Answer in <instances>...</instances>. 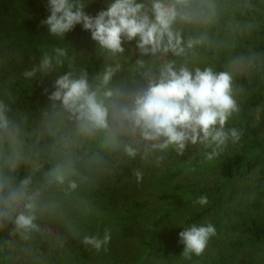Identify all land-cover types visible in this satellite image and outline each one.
<instances>
[{"label": "clouds", "instance_id": "9594fccd", "mask_svg": "<svg viewBox=\"0 0 264 264\" xmlns=\"http://www.w3.org/2000/svg\"><path fill=\"white\" fill-rule=\"evenodd\" d=\"M85 7L84 0H49L50 15L41 22L55 37H64L81 25L102 52L115 61L91 80L86 71L79 75L69 71L55 79L54 90L48 95L53 114L70 121L77 137H100L103 146L122 150L130 160H147L170 150L183 155L189 143L211 149L206 153L211 160L230 139H240L237 129L225 130L229 118L238 111L232 96V77L227 72L177 68L174 61L154 68L141 58L136 60L137 69L142 70L139 80L114 83L121 71L118 58L126 52V42H135L140 57L169 53L181 56L186 47L192 49L201 43L189 39L185 47L181 32L174 27L177 21L191 23L197 19L194 0H113L95 17L87 14ZM54 52L57 63L67 55L62 48ZM52 68L53 57L45 53L38 69L25 72V76L32 77L37 71L48 73ZM8 111L0 103V219L14 216L17 228L27 231L37 228L35 213L42 192L33 190L32 175L16 180L18 169L30 161L24 154L21 131ZM163 159V155H156L157 164ZM73 175L74 160L66 154L46 173L45 186L67 183L70 189H76ZM134 175L139 181L143 174L137 169ZM196 203L207 205L208 197L201 196ZM215 235L211 223L185 228L179 233L184 245L182 256L191 259L193 254L202 255ZM110 239L106 229L102 238L85 235L82 243L107 251Z\"/></svg>", "mask_w": 264, "mask_h": 264}, {"label": "trees", "instance_id": "16d2710c", "mask_svg": "<svg viewBox=\"0 0 264 264\" xmlns=\"http://www.w3.org/2000/svg\"><path fill=\"white\" fill-rule=\"evenodd\" d=\"M206 1L201 0V4H205ZM238 1L226 0L225 7L216 13H211L206 6L201 7L200 5V7L193 8L197 19L190 24L194 25L193 27L197 30L194 40H199L201 43L194 45L192 49L186 47L185 56L181 58L184 66L191 70L212 68L216 73H228L230 60L236 57L242 49V43L248 40L240 28L232 29L234 25L229 23L230 13L239 9L237 7ZM48 3L49 0H0V103L8 108L9 118L21 131L24 149L30 152L35 165L44 175L58 159L67 154L71 155L74 160L75 175L71 177L73 180L93 174V169L96 168L93 164H97L107 171L120 173L125 178H131L135 176L134 170H140L144 160L139 157L130 160L122 150L98 147L100 137L92 140L77 137L70 121L65 119L66 121L63 122V118L50 112V102L46 98L54 90V83L46 80V73L37 71L32 77L25 76V72L38 69L39 61L45 53L53 57L55 78L52 81L70 71V60H73L79 52H83L85 57L83 72L86 71L89 74L90 80L103 71L105 62L109 58L93 41L91 33L83 30L81 25H77L64 37H56L57 39L50 34L46 25L43 34L40 36L23 32L25 26L21 27L22 22L20 20L28 19L29 21H36V24L46 20L50 15ZM84 3L86 5L85 12L93 17L107 8L106 0H84ZM213 34L216 36L228 35L229 44L209 45L207 40L212 36L215 37ZM191 35L193 37V34ZM130 44L135 45V42H126L123 46L127 47ZM56 48L65 49L67 52L65 57L59 58L61 63H57L54 52ZM171 55L169 53L167 57ZM141 58L154 68H158L162 64L156 57H140L139 52H130L126 65L130 66ZM250 67L251 71L248 76L237 78L234 81L240 93L239 109L232 114L225 126L226 131L235 128L240 132V139L236 141L239 151L234 154L220 152L209 162L204 163L203 161L200 165H194L192 168H188L186 165L177 167L175 171H169L166 174L162 183L164 185L172 184L175 179L186 173H215L218 180L208 187L200 188L198 192L188 193L185 191L187 186L179 187L178 190L187 204L196 203L199 197L207 196L210 207L196 213H190L189 218L186 219L185 227L182 229H163L165 219L159 221L155 224L154 229L148 233V237H151L149 240L141 235L138 230L131 229L127 225V218L124 214L121 220H116L119 227L117 235L120 239L136 238L144 247L148 248L147 257L141 264H152L156 246L159 248L158 251H164L167 247V251L171 254L183 257L184 249H182L183 243L179 233L193 225L202 226L206 217L221 206L223 196L232 194L231 183L249 178L254 173L259 175L253 199L250 201V208L254 213L236 220L231 212L224 211L221 219L212 223L216 228V235L211 237L209 242H217L231 236L238 238L229 242L231 248L236 252L235 258L233 260L221 257L205 258L193 254L188 260L199 264H264V220L258 214L264 207L263 45L253 46L251 49ZM134 78L139 80V73ZM63 123L69 128H66V131L62 129ZM54 129H56L59 140L65 141L60 146L57 139L54 141L51 139L50 131ZM69 139L73 141L67 145L66 142ZM207 150L211 151V149ZM88 156L93 157V160L88 159ZM29 175H32L33 178V190L40 189L42 192L40 201L43 200L45 198L44 191L29 165H22L18 169L16 180L18 182ZM177 185L176 183V187ZM55 187L57 191L63 194L75 195L74 190L70 189L67 183L55 185ZM159 198L171 200L178 197L165 195ZM35 214L37 217L34 221L37 225L36 229L27 231L18 229L13 219L8 220V223L16 232L29 240L32 248L39 255L47 256L49 253L47 237L52 234L53 229H51V224L40 214L39 208ZM59 231L61 233L60 239L63 240L64 238L67 243L70 241L74 243V257L77 258L79 264H88L103 253V248L97 251L91 246H85L82 243L83 238H79V232L64 228L59 229ZM100 233L101 230L99 229L90 236L101 238ZM164 244H166L165 247ZM0 264H10L1 250V246Z\"/></svg>", "mask_w": 264, "mask_h": 264}, {"label": "rangeland", "instance_id": "374dc122", "mask_svg": "<svg viewBox=\"0 0 264 264\" xmlns=\"http://www.w3.org/2000/svg\"><path fill=\"white\" fill-rule=\"evenodd\" d=\"M106 2L108 6L113 0H106ZM139 2L149 3L150 0H139ZM200 5L201 7L206 6L211 13H216L225 7L226 0H207L205 4H201V0H194V8L200 7ZM237 7L239 8L238 11L230 13L229 23L234 25L232 29L240 28L245 33L246 38H248L246 42L242 43L241 51L230 60L228 65V73L232 77V96L239 109L240 93L234 81L237 78L249 75L251 71L250 51L253 46H264V0H239ZM20 21L22 22L21 27L25 26V31L23 32L35 36L43 34L45 25L43 26L42 23L36 24V21H29L28 19H21ZM193 26L184 21H177L174 26L175 30L181 32L185 47L189 39L194 40L196 38L197 30ZM191 34H193V37ZM55 39L57 38L55 37ZM208 39L207 43L209 45L229 44L228 35H215V37L212 36ZM125 49L126 52L118 58L121 71L114 77V83L124 82L130 84L132 79L139 73L136 63L130 66L126 65L130 52L138 53V49L133 44L128 45ZM184 56V54L181 56L172 54L167 57V55L160 54L156 58L162 63L174 61L176 67L179 68L184 66L181 60ZM83 62H85L83 52L77 53L74 59L70 60V71L76 75L81 74L83 72ZM114 62L109 57L105 62V66ZM54 78L53 64L52 70L46 73V80L54 83L52 81ZM44 83L47 84L46 82ZM46 99L49 101L48 98ZM50 112H53L51 102ZM65 121L64 119L63 122ZM66 128L69 129L63 123L62 129L66 131ZM50 136L52 141L57 139L59 146L62 142H65L59 140L56 129L50 131ZM71 141L73 140L69 139L66 144H71ZM99 146H103L101 138L98 142ZM208 151L210 150H207L199 143L196 145L189 143L183 155L170 150L167 153H157L149 156L147 160H144L140 168L143 175L139 181L135 176L125 178L120 173L107 171V169L93 164L96 166L93 169L94 173L85 178L75 179L77 188L72 189L75 195L70 196L57 191L55 184L45 186V175L35 165L30 152L24 149V154L30 161L26 165L32 168L44 191L45 198L40 201L39 210L40 214L51 224V229H53L52 234L47 237L49 253L47 256L39 255L32 248L29 240L10 226L8 220H14V216L11 219H0L1 250L10 264H79L77 258L74 257V243L71 241L67 243L64 238L63 240L62 238L60 239L61 233L59 229H73V231L80 233L79 238H83L85 235H92L93 232H97L99 229L101 230L100 236L102 238L107 229L111 235L110 242L106 245L107 251L103 249V253L88 264H141L147 257L148 248L144 247L140 240L136 238L120 239L119 235H117L119 227L116 220H121L124 214L127 218V225L131 229L138 230L147 240L151 238L148 237L151 229H154L155 224L163 219H165L163 229H182V227H185L186 219L189 218L190 213L208 209L210 204H187L186 200L182 199L178 193L179 187L187 186L185 191L193 194L198 192L200 188L208 187L211 183L216 182L218 176L215 173H186L175 179L172 184L164 185L162 183L166 174L169 171H175L177 167L186 165L188 168H192L194 165H200L203 161L204 163L209 162L210 160L206 156ZM238 151L239 147L231 139L220 150L221 153L226 154H234ZM156 155L164 156V159L159 164L156 163ZM88 159L93 160V157L88 156ZM258 178V173H254L249 178L232 182V194L223 196L221 206L206 217L203 225L212 224L216 220H220L224 211L231 212L236 220L254 213L250 208V201L253 199ZM176 183L178 184L177 187ZM101 185L103 186L100 187ZM79 194H81L80 198ZM165 195H173L178 198L171 200L159 198ZM258 214L264 220V207ZM237 239V237L231 236L228 239H222L217 242H208L204 253L200 256L233 260L236 252L231 248L229 242ZM169 245L172 246V244ZM183 246L182 249H184ZM158 250L159 248L156 246L152 264H199L197 262L192 263L179 255L171 254L167 251V247L164 251Z\"/></svg>", "mask_w": 264, "mask_h": 264}]
</instances>
